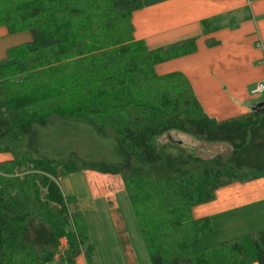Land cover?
<instances>
[{"label": "trees", "instance_id": "obj_1", "mask_svg": "<svg viewBox=\"0 0 264 264\" xmlns=\"http://www.w3.org/2000/svg\"><path fill=\"white\" fill-rule=\"evenodd\" d=\"M143 1L0 0V28L31 35L0 64V153L12 157L0 162V264H76L82 250L89 259L84 214L60 186L84 171L121 177L150 264H264V231L200 249L212 227L191 215L217 189L264 176V102L210 118L182 73L156 72L195 53L197 38L156 49L134 40ZM48 127L103 142L113 160L48 157L36 139ZM186 136L224 150L205 157Z\"/></svg>", "mask_w": 264, "mask_h": 264}, {"label": "crops", "instance_id": "obj_2", "mask_svg": "<svg viewBox=\"0 0 264 264\" xmlns=\"http://www.w3.org/2000/svg\"><path fill=\"white\" fill-rule=\"evenodd\" d=\"M231 19L233 25L223 27ZM207 20L219 28L203 35L201 23ZM131 24L133 39L150 49L197 38L195 53L162 63L156 72L182 73L210 118L243 116L264 102V92L260 97L250 94L251 88L264 83V0H144L142 8L133 12ZM3 30L0 38L8 37ZM209 39L218 43L209 46ZM112 179L115 191L96 196L111 197L102 203L97 204L95 192L88 190L96 221L95 227L88 226L93 251L89 259L78 255L76 264H150L121 177ZM191 215L209 219L212 227L200 237L196 246L200 249L264 231V176L217 189L214 198L193 207Z\"/></svg>", "mask_w": 264, "mask_h": 264}, {"label": "rangeland", "instance_id": "obj_3", "mask_svg": "<svg viewBox=\"0 0 264 264\" xmlns=\"http://www.w3.org/2000/svg\"><path fill=\"white\" fill-rule=\"evenodd\" d=\"M5 1L11 3L16 0H5ZM3 29L4 28H0V36L3 35V31H5ZM30 39H31V35L28 32L15 33L9 35L6 38H0V59L5 56L3 55V53L7 48L9 49L11 47L23 44L29 41ZM255 97H260V96L258 95ZM45 129L46 130L39 131L38 137L36 139L38 140L40 145L42 144V151L44 152V154H46L50 158L60 159L68 156L70 153H76L82 159L85 160H100V159H105L107 161L113 160V156H112L113 154L110 148L103 149V146L100 145L102 143L105 146L103 142L98 143L99 144L98 146H96L97 144H91V142L87 138H85L82 134H79L78 131H75L74 129L68 127L65 128L48 127ZM186 138L187 141L185 143L189 144V146H191L192 148H195L197 152H200L205 157L211 156L214 153L224 150V147L220 145H212L207 147L206 150H202L203 148H200L198 142L192 139L190 140L187 136ZM9 157H10L9 154L0 153V159L1 158L7 159ZM86 172L89 173L88 175L86 174V177L84 176L85 175V171H84L82 172L84 175L78 173V174H71L61 178L60 186L63 193L67 194L66 196L73 195L78 199L79 206L83 211L87 225L90 226V228H92L93 226L95 227L96 221L92 212L93 207L92 206L89 207L90 204H88L90 201V194L88 193V190L93 193L95 192L93 195L95 199L94 201L97 204L99 202L102 203L105 201V198L107 196L96 197L97 194L103 191L107 192L108 194L115 191L114 183H112L109 180H111L114 177H120V176L105 175L93 171H86ZM85 178L87 179L86 181ZM109 198L111 197H107L106 199L108 200ZM124 202H126V205H122V206L124 207V209H126L128 203L125 198H124ZM65 246L66 243L62 241L60 252H63ZM82 251L83 254H85L84 253L85 251L84 250ZM52 264H59V261L57 260V262H54Z\"/></svg>", "mask_w": 264, "mask_h": 264}, {"label": "built area", "instance_id": "obj_4", "mask_svg": "<svg viewBox=\"0 0 264 264\" xmlns=\"http://www.w3.org/2000/svg\"><path fill=\"white\" fill-rule=\"evenodd\" d=\"M264 92V83L257 84L250 90V94L253 96L260 95Z\"/></svg>", "mask_w": 264, "mask_h": 264}]
</instances>
